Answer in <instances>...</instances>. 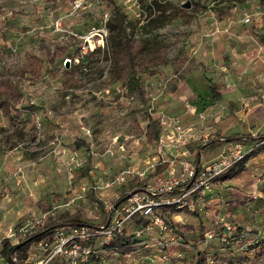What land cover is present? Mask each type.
I'll return each instance as SVG.
<instances>
[{
	"label": "rangeland",
	"instance_id": "rangeland-1",
	"mask_svg": "<svg viewBox=\"0 0 264 264\" xmlns=\"http://www.w3.org/2000/svg\"><path fill=\"white\" fill-rule=\"evenodd\" d=\"M155 1L175 17L156 29ZM114 4L132 56L85 57ZM223 158L161 196L165 233L128 220L96 244L106 264H264V0H0V264L40 221L105 225L121 197Z\"/></svg>",
	"mask_w": 264,
	"mask_h": 264
},
{
	"label": "built area",
	"instance_id": "built-area-1",
	"mask_svg": "<svg viewBox=\"0 0 264 264\" xmlns=\"http://www.w3.org/2000/svg\"><path fill=\"white\" fill-rule=\"evenodd\" d=\"M78 6L80 7V5ZM106 24L107 21L104 25L105 28L98 32L102 41V47L99 48L102 49L105 48L108 39ZM84 53L88 54L89 52L85 49ZM228 159L223 158V161L215 167L200 170L196 167L195 171L190 173L185 184L190 182V186L192 185L193 188L201 176L202 178L208 177L206 182L200 183V188L203 187L206 183L223 175L233 166L234 162L228 161ZM182 182L183 180L180 179L162 183L157 187L147 186L142 190L129 194L124 204L110 208L111 217L105 225L83 224L77 227H55L47 237L31 243L34 246V252L24 259L21 264H106L98 254V245L96 246V244L106 247L117 241L123 236L124 227L128 220L134 221V218L139 216L140 219L143 218L148 222V230L158 228L165 233L169 229L166 221L157 215V211L162 207L171 205L174 201L162 200L161 196L165 194L173 195L171 193L175 189L182 187ZM114 213H117L115 217H113ZM38 225L43 226V229L46 227L42 221ZM16 256L18 255H13L12 259L16 264H20V261L15 258Z\"/></svg>",
	"mask_w": 264,
	"mask_h": 264
},
{
	"label": "trees",
	"instance_id": "trees-1",
	"mask_svg": "<svg viewBox=\"0 0 264 264\" xmlns=\"http://www.w3.org/2000/svg\"><path fill=\"white\" fill-rule=\"evenodd\" d=\"M155 4L158 6V9H160L162 12L160 15L151 18V20L149 21L148 27L150 26V27L156 29V28H162V27L169 25L175 17H171V15H168V16L165 15L166 7L164 5H161V4L157 3L156 1H155ZM114 6H115V4H114ZM181 12H184V10L179 9V13H181ZM129 24L130 23H126V17L124 15V13L121 12L119 7L115 6L114 16L109 17L107 20V24H106L107 28L110 31V34H109L108 39L106 41L105 48L104 49L96 48L93 52L86 54L85 57L89 58L91 55L101 52V53H103L102 55L103 56L105 55V58L108 59L109 57L116 55L119 52V50H121V49H125L127 54L129 55V57L132 56L131 45H130L131 40H130V37H129L128 32H127V25H129ZM130 26H132V24ZM79 66H81V65H79ZM66 76H69L70 79H72L74 76V71L66 72ZM130 82H134L133 79H131ZM71 88H74V86H71ZM211 90L213 91V89H211ZM241 139H242V137L240 135H233V136H230L228 140L230 142H239ZM198 159L200 160V154H198L197 160ZM197 167L199 170L201 169L200 166H197ZM221 176H224V174ZM183 188L191 189L192 185L190 186V182H189L187 185H184L183 187L175 189L171 194H177L180 190H183ZM128 196L121 197L116 205L124 204L126 202ZM137 219L144 221V219L143 218L140 219L139 216H136L134 218V221ZM147 224H148V222L146 223V225ZM79 225H83V224L79 223L78 221H70V222L63 223L62 225H59V226L77 227ZM55 227H57V226H48L47 225L40 233H38L37 235H34L33 237L30 238V240H31L30 243H33L36 240H40L42 238L47 237ZM27 240L22 242V243H26ZM119 240L120 239H118L117 241H119ZM22 243H20V244H22ZM30 243L28 242L27 245ZM17 247L18 246H12V247H9V245L6 246V248L4 250V255L7 258V260L13 261L12 260L13 255H19L20 257H22V251L26 247V245H21L20 248H17Z\"/></svg>",
	"mask_w": 264,
	"mask_h": 264
},
{
	"label": "water",
	"instance_id": "water-1",
	"mask_svg": "<svg viewBox=\"0 0 264 264\" xmlns=\"http://www.w3.org/2000/svg\"><path fill=\"white\" fill-rule=\"evenodd\" d=\"M190 7H191V5H190V4L184 5V8H190ZM68 63H71V61H68V62H67V65H68ZM28 242H31V240L27 241L26 243H28ZM21 245H25V243H24V244H21ZM21 245H18V247H17V248H20V247H21Z\"/></svg>",
	"mask_w": 264,
	"mask_h": 264
}]
</instances>
